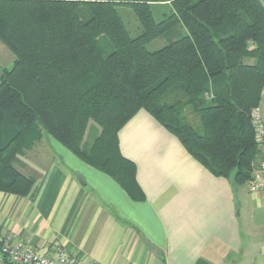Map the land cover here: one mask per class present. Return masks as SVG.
<instances>
[{
	"label": "trees",
	"instance_id": "obj_1",
	"mask_svg": "<svg viewBox=\"0 0 264 264\" xmlns=\"http://www.w3.org/2000/svg\"><path fill=\"white\" fill-rule=\"evenodd\" d=\"M120 6L133 10L137 37ZM182 28L185 35L147 48ZM0 41L15 57L0 65V191L31 193L35 181L19 156L46 134L144 201L119 142L141 109L214 175L235 187L251 178L260 157L251 112L264 89V0H0ZM91 123L99 130L86 141Z\"/></svg>",
	"mask_w": 264,
	"mask_h": 264
},
{
	"label": "crops",
	"instance_id": "obj_2",
	"mask_svg": "<svg viewBox=\"0 0 264 264\" xmlns=\"http://www.w3.org/2000/svg\"><path fill=\"white\" fill-rule=\"evenodd\" d=\"M14 58L0 46L2 67ZM119 142L144 201L44 134L19 156L31 193L0 191V230L43 252L60 244L85 264H264V191L214 175L144 109Z\"/></svg>",
	"mask_w": 264,
	"mask_h": 264
},
{
	"label": "built area",
	"instance_id": "obj_3",
	"mask_svg": "<svg viewBox=\"0 0 264 264\" xmlns=\"http://www.w3.org/2000/svg\"><path fill=\"white\" fill-rule=\"evenodd\" d=\"M260 157L246 185L251 192L264 191V89L260 103L251 112ZM0 264H85L64 246L55 244L48 252L0 230Z\"/></svg>",
	"mask_w": 264,
	"mask_h": 264
},
{
	"label": "rangeland",
	"instance_id": "obj_4",
	"mask_svg": "<svg viewBox=\"0 0 264 264\" xmlns=\"http://www.w3.org/2000/svg\"><path fill=\"white\" fill-rule=\"evenodd\" d=\"M118 9H119L124 21H125V24H126L128 30L130 32L131 37H133V38L137 37L141 32V26H140V23L135 16L133 10L127 6H120ZM162 13H163L162 8H158L157 6L154 7V15H155V18L157 20L162 18ZM186 33H187L186 30L182 28L179 30L178 34H176L173 38H171V39H168L167 37L166 38L165 37L157 38V39L153 40L152 42H150L147 45V48L151 51L158 50V49L164 47L170 40H174L179 35L182 36V35H185ZM0 46L9 51V49L1 41H0ZM12 63L13 62L6 64V67H10L12 65ZM186 114L188 115V118L190 119V121L195 126L200 125L199 117L197 115H195L190 109H187ZM92 123H91L89 130H88V135H89L90 140L93 138L92 134L95 132V128H94L95 126Z\"/></svg>",
	"mask_w": 264,
	"mask_h": 264
},
{
	"label": "water",
	"instance_id": "obj_5",
	"mask_svg": "<svg viewBox=\"0 0 264 264\" xmlns=\"http://www.w3.org/2000/svg\"><path fill=\"white\" fill-rule=\"evenodd\" d=\"M145 245L156 255L159 256L162 250L152 241H150L144 234H140Z\"/></svg>",
	"mask_w": 264,
	"mask_h": 264
}]
</instances>
